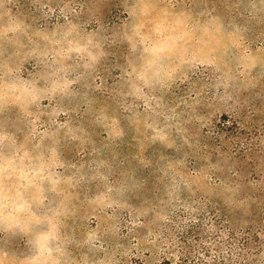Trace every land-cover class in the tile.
Segmentation results:
<instances>
[{"label":"rangeland","instance_id":"obj_1","mask_svg":"<svg viewBox=\"0 0 264 264\" xmlns=\"http://www.w3.org/2000/svg\"><path fill=\"white\" fill-rule=\"evenodd\" d=\"M230 227L264 241V0H0V264H186Z\"/></svg>","mask_w":264,"mask_h":264},{"label":"trees","instance_id":"obj_2","mask_svg":"<svg viewBox=\"0 0 264 264\" xmlns=\"http://www.w3.org/2000/svg\"><path fill=\"white\" fill-rule=\"evenodd\" d=\"M228 237L230 239L223 242L225 250L220 249L217 254H210L206 248V258L195 254L196 258L190 259L192 263L183 261L186 264H264V241L259 236V230L246 228L242 233H237L230 227Z\"/></svg>","mask_w":264,"mask_h":264}]
</instances>
